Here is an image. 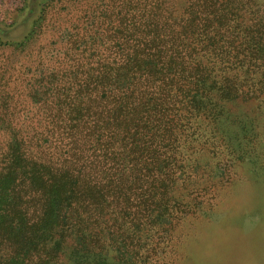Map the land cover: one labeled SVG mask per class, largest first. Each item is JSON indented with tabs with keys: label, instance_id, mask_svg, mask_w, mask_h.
I'll list each match as a JSON object with an SVG mask.
<instances>
[{
	"label": "trees",
	"instance_id": "1",
	"mask_svg": "<svg viewBox=\"0 0 264 264\" xmlns=\"http://www.w3.org/2000/svg\"><path fill=\"white\" fill-rule=\"evenodd\" d=\"M7 20L0 264H153L215 206L219 163L257 155L264 0H19ZM235 235L264 248V220Z\"/></svg>",
	"mask_w": 264,
	"mask_h": 264
},
{
	"label": "rangeland",
	"instance_id": "2",
	"mask_svg": "<svg viewBox=\"0 0 264 264\" xmlns=\"http://www.w3.org/2000/svg\"><path fill=\"white\" fill-rule=\"evenodd\" d=\"M18 1L0 0V19H10ZM21 25L16 26L14 36L22 33ZM258 118L261 130L255 158L252 156L240 162L234 172L229 163H219L211 175V182L221 179L223 185L215 206L211 205L210 210L198 208L196 212H186L174 226L168 227L170 237L165 239L164 249H159L154 256L153 264H225L232 258L233 264H249L252 260L260 262L261 257L264 259V248L257 238L239 246L238 239H235L238 237L235 232L251 233L264 220V209L257 210L253 195L254 190L257 192L259 186H264V175H261L264 167V114ZM232 251H235L234 255Z\"/></svg>",
	"mask_w": 264,
	"mask_h": 264
}]
</instances>
